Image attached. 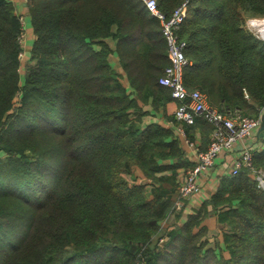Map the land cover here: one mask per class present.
Listing matches in <instances>:
<instances>
[{"label": "trees", "instance_id": "obj_1", "mask_svg": "<svg viewBox=\"0 0 264 264\" xmlns=\"http://www.w3.org/2000/svg\"><path fill=\"white\" fill-rule=\"evenodd\" d=\"M183 1L157 0L166 15ZM23 4L24 47L14 3L0 0V264H264V190L247 168L220 177L179 220L184 152L171 128L143 122L157 112L173 120V99L158 83L166 41L142 2ZM244 12L264 14V0H187L183 78L218 109L256 116L264 41L243 27ZM258 140L252 162L264 171ZM211 214L223 225L214 248Z\"/></svg>", "mask_w": 264, "mask_h": 264}, {"label": "built area", "instance_id": "obj_2", "mask_svg": "<svg viewBox=\"0 0 264 264\" xmlns=\"http://www.w3.org/2000/svg\"><path fill=\"white\" fill-rule=\"evenodd\" d=\"M148 15L156 18L159 22L160 31L167 45L169 63L164 67L158 78V83L170 88L171 97L177 102L174 117L181 124H194L197 119H202L212 126L209 142L205 149H196L194 163L185 170L183 178L178 181L179 198L176 200L174 209L183 211L189 205H195L198 195L204 193L202 187L206 181L210 168L216 163L220 154L240 145V152L232 159L228 169L229 174H236L243 167L247 168L251 175L257 180V184L264 190V171L256 169L252 162V148L247 140L256 135L260 127V115L264 107L258 108L256 116L243 113L238 107H222L220 109L212 106L205 92L197 88H189L184 83V69L190 64L185 54L186 41L179 37V28L185 16L187 0L180 3L170 15H166L158 6L157 0H140ZM25 13L19 12L21 33L17 40L21 46H25L27 23L29 18ZM252 26L251 19L248 20ZM253 28V27H252ZM255 28V27H254ZM256 37L264 41V34L256 31ZM23 57L24 50L19 53ZM244 97L249 99L244 91ZM183 133V130L180 129ZM188 144L195 148L193 142ZM208 194L203 196L202 201L207 199Z\"/></svg>", "mask_w": 264, "mask_h": 264}, {"label": "crops", "instance_id": "obj_3", "mask_svg": "<svg viewBox=\"0 0 264 264\" xmlns=\"http://www.w3.org/2000/svg\"><path fill=\"white\" fill-rule=\"evenodd\" d=\"M14 1V0H13ZM15 3V2H14ZM22 9L24 11H20L22 13H25V9L23 8L24 4L23 2L20 4ZM25 15V14H24ZM29 23H27V29H26V46H28V42L30 40V34L28 33V26ZM110 45L113 44V41L109 42ZM112 59L114 61H116V58L112 57ZM128 87V86H127ZM177 102L175 100H171L169 102H167L165 109H166V113L167 115H172L173 116V120L172 119H168L167 116H163L161 113H156V114H151V115H146L143 117L144 119V123H150V122H159L161 123L163 126L165 127H169L172 129L174 137L179 140V144L181 149L183 150V154H184V160L187 162V165L183 166V167H179L178 170L180 171L178 176H177V181L181 180L183 178L184 172L187 169L186 167L191 164L194 163V154L196 149H205L208 142H209V137L211 134V125L207 122H204V120L202 121V119H197L199 122H197L195 125L194 124H181L179 123V121H177L174 117V111L176 108ZM214 107H218L216 105H212ZM222 106V105H221ZM145 109H148V106L144 105L143 106ZM161 112V111H160ZM191 125H194L193 127L190 128V132L193 136L192 139H190L188 137V133L186 128H189ZM180 129L183 130V133L180 132ZM258 138L256 137V135H252L250 137L249 140H247V144L249 145H256ZM188 141H191L194 143L195 148L191 147L188 144ZM259 141V140H258ZM241 149L240 145H236L233 149L231 150H227L224 151L220 154L218 160L216 161V163L210 168L209 173L207 175L206 181L204 183V186L202 187V192H200L201 194L198 195V200L195 203V205L189 206L187 205L183 211H181L180 214V218L179 220L183 221L185 220V216H187V214L194 212V210L196 208H198L201 203H202V198L203 196H205V194L208 196H210V194H212V192L215 191L217 183L220 179V177L228 174V169L232 163V159L234 158V156L239 153ZM135 175L137 176V180L139 181L142 177L141 173L136 171ZM178 220V221H179ZM212 222H215V228L216 230L220 233V225L217 222V217L214 214H211L209 217H207L204 220V224L207 226V228H210L212 226Z\"/></svg>", "mask_w": 264, "mask_h": 264}, {"label": "rangeland", "instance_id": "obj_4", "mask_svg": "<svg viewBox=\"0 0 264 264\" xmlns=\"http://www.w3.org/2000/svg\"><path fill=\"white\" fill-rule=\"evenodd\" d=\"M10 1H12L13 3H14V12L16 13V14H19V12L20 11H24L23 9H22V7H21V3L24 1V0H10ZM245 16H244V18H243V21H242V25H243V27L247 30V31H249V32H251L254 36H256V31H258L259 30V27L260 26H255V28H254V20H264V14H253V13H251V14H245V12L243 13ZM19 17H20V15H19ZM19 19V22H20V18H18ZM247 19L248 20H250L251 19V24H252V26H249V23H248V21H247ZM30 22V21H29ZM253 27V28H252ZM31 28H30V26H29V29H28V33L31 35V30H30ZM25 38L26 37H24L23 38V42L25 41ZM24 56V55H23ZM18 58L20 59V56H19V54H18ZM27 63H23L22 65H21V68H20V70L22 71L23 70V68L25 67V65H26ZM15 105H17V103H15ZM263 142H264V140H263ZM261 145V144H260ZM263 146V145H262ZM261 146V147H262ZM0 156H1V158H3V159H5L6 157H7V154L4 152V151H0ZM253 176V175H252ZM127 179H129V180H131V176H129V175H126L125 176ZM213 224H212V226L210 227V228H207V234H206V239H207V241H208V246L209 247H215V243L217 242V240H219L220 239V233L216 230V228H215V222H212ZM220 225V229L222 228V224H219ZM166 241V238H161V239H159V244H162V243H164Z\"/></svg>", "mask_w": 264, "mask_h": 264}, {"label": "water", "instance_id": "obj_5", "mask_svg": "<svg viewBox=\"0 0 264 264\" xmlns=\"http://www.w3.org/2000/svg\"><path fill=\"white\" fill-rule=\"evenodd\" d=\"M260 120H261V122H260V127H259V129L257 130V132H256V137H257L261 142H263V140H264V110H263V112H262L261 115H260Z\"/></svg>", "mask_w": 264, "mask_h": 264}, {"label": "bare ground", "instance_id": "obj_6", "mask_svg": "<svg viewBox=\"0 0 264 264\" xmlns=\"http://www.w3.org/2000/svg\"><path fill=\"white\" fill-rule=\"evenodd\" d=\"M253 24H254V27L255 26H257V27L260 26L259 27V30L261 31L262 34H264V20H262V21L261 20H258V19L257 20H254V23Z\"/></svg>", "mask_w": 264, "mask_h": 264}]
</instances>
